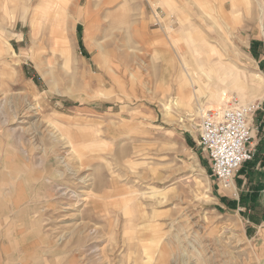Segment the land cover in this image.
I'll list each match as a JSON object with an SVG mask.
<instances>
[{"label":"rangeland","instance_id":"obj_1","mask_svg":"<svg viewBox=\"0 0 264 264\" xmlns=\"http://www.w3.org/2000/svg\"><path fill=\"white\" fill-rule=\"evenodd\" d=\"M262 2L0 0V264H264L197 129L262 106Z\"/></svg>","mask_w":264,"mask_h":264},{"label":"built area","instance_id":"obj_2","mask_svg":"<svg viewBox=\"0 0 264 264\" xmlns=\"http://www.w3.org/2000/svg\"><path fill=\"white\" fill-rule=\"evenodd\" d=\"M260 108L259 103L234 101L224 108L202 111L198 144L208 157L213 176L225 190L255 156L253 117Z\"/></svg>","mask_w":264,"mask_h":264},{"label":"crops","instance_id":"obj_3","mask_svg":"<svg viewBox=\"0 0 264 264\" xmlns=\"http://www.w3.org/2000/svg\"><path fill=\"white\" fill-rule=\"evenodd\" d=\"M253 42V41H252ZM255 57L258 56L255 52ZM257 58V57H256ZM260 60L259 62H262ZM264 63V62H263ZM264 102V99H263ZM255 122V123H254ZM253 124L256 125V140L254 143L256 155L253 160L248 161L236 175L234 184L239 190V198L236 201L230 199L231 196L226 194L229 198H225L226 201L222 200V196L218 197L221 204L234 207L247 209L249 211L248 218L253 226L261 224L264 220V210L260 214L257 213L256 208L261 204L260 198L264 196V105L262 103L261 108L257 111L256 116L253 117ZM241 201V202H240ZM231 202V204L229 203ZM260 220L258 221V219ZM27 259L23 263L27 264Z\"/></svg>","mask_w":264,"mask_h":264},{"label":"trees","instance_id":"obj_4","mask_svg":"<svg viewBox=\"0 0 264 264\" xmlns=\"http://www.w3.org/2000/svg\"><path fill=\"white\" fill-rule=\"evenodd\" d=\"M251 45H252V48H254L256 45H257V42L256 41H253L252 43H251ZM263 105H264V102H263ZM255 155H256V153H255ZM255 157V156H254ZM254 159V158H253ZM247 163V162H246ZM240 198H241V196H240ZM222 200H224V201H226V199L225 198H222ZM241 202V201H240ZM230 204H231V202H229ZM233 207H234V205H232ZM234 208H236V207H234Z\"/></svg>","mask_w":264,"mask_h":264},{"label":"bare ground","instance_id":"obj_5","mask_svg":"<svg viewBox=\"0 0 264 264\" xmlns=\"http://www.w3.org/2000/svg\"><path fill=\"white\" fill-rule=\"evenodd\" d=\"M237 4V3H236ZM262 4L264 5V3L262 2ZM261 16L264 17V10L263 12L261 13ZM264 31V30H263ZM235 188V184L233 183V185L231 187H229L228 189H231L233 190ZM237 194V193H236Z\"/></svg>","mask_w":264,"mask_h":264}]
</instances>
